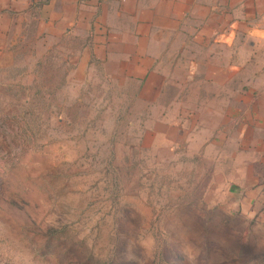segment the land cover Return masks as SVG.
<instances>
[{"label":"rangeland","instance_id":"rangeland-1","mask_svg":"<svg viewBox=\"0 0 264 264\" xmlns=\"http://www.w3.org/2000/svg\"><path fill=\"white\" fill-rule=\"evenodd\" d=\"M0 264H264V0H0Z\"/></svg>","mask_w":264,"mask_h":264}]
</instances>
